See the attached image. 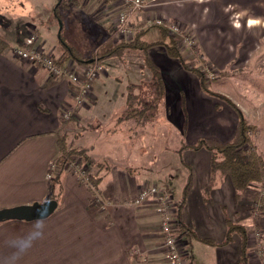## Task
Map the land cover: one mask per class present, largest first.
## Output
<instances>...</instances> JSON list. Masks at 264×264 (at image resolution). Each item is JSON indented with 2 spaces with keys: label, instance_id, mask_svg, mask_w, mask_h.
Segmentation results:
<instances>
[{
  "label": "crops",
  "instance_id": "crops-1",
  "mask_svg": "<svg viewBox=\"0 0 264 264\" xmlns=\"http://www.w3.org/2000/svg\"><path fill=\"white\" fill-rule=\"evenodd\" d=\"M24 1L26 11L22 3L18 6L20 0L16 7L8 6L9 0H0V38L6 44L0 53V210L46 201L54 178L53 174L51 180L47 179L49 166L59 154L58 131L64 132L68 149L88 150L89 161L94 165L84 166L88 175L97 173V164L106 163L110 170L100 173L97 193L100 203L95 202L86 185L71 170L61 175L57 208L42 220L44 236L21 264H167L156 202L148 200L131 206L128 201L141 188L156 185L171 190L177 205L188 171L176 151L183 142L190 145L199 138L218 143L231 141L236 131L235 113L222 101L204 94L194 75L184 71L161 47H155L147 55L134 50L114 58L115 66H109L98 76L74 117L64 122L62 111L73 105L74 87L16 58L13 49L26 47L27 39L34 34L37 41L33 46L57 60L64 52L61 36L82 60L90 59L93 48L127 40V36L116 31L121 6L119 0H63L60 4L59 0ZM41 9L52 10V15L46 25L39 26L38 20H34ZM22 12L29 13L31 20L24 24L21 21L12 38L1 35L9 19L22 17L18 16ZM153 17L190 33L194 40L193 52H184L190 60L201 55L218 72H238L250 65L253 67L256 57H260V67L264 68V0H146V6L133 13L129 20L132 34L144 28L146 20ZM52 29L56 38L51 36ZM148 35L155 38L152 42L157 41V32L150 30L145 36ZM145 58L160 71L164 84L160 101L163 112L158 109L160 121L154 129L148 122L144 138L141 135L134 143L131 135L138 123L135 119H119L126 110L129 85H133L134 98L142 85L151 87V74L142 65ZM134 61L143 74L140 83L136 81V74L131 75ZM64 66L80 72L86 65L70 60ZM234 77L232 74L227 78V83L221 80L222 84L215 80L211 90L238 105L246 119L250 117L249 112L260 115L259 108L251 109L253 98L246 90L239 92L231 86L229 81ZM225 84L227 90L222 87ZM260 104L259 100V107ZM149 114L151 117L150 111ZM168 126L180 134L178 147L172 151L167 147L157 149L156 130L160 134ZM83 134L109 142V155L99 154L95 144H77ZM71 135L74 144H71ZM254 144L259 145V151L263 146L264 154V142ZM112 153L115 163L110 157ZM210 158L205 150L182 153L183 162L192 174L180 214L183 251L190 264H235L240 257V238L234 235L230 244L223 245L227 231L224 212L234 222L235 212L240 211L238 221L247 230L252 227V218L244 213L246 201L235 203L228 177L217 174L211 182ZM208 186L210 200L204 201L202 191ZM174 195L178 196L176 200ZM260 216L264 236V213ZM33 222L0 223V258L7 252L5 237L26 232ZM263 258H257L249 246V264H260Z\"/></svg>",
  "mask_w": 264,
  "mask_h": 264
},
{
  "label": "trees",
  "instance_id": "trees-1",
  "mask_svg": "<svg viewBox=\"0 0 264 264\" xmlns=\"http://www.w3.org/2000/svg\"><path fill=\"white\" fill-rule=\"evenodd\" d=\"M60 3H64V1L59 0V4ZM153 29H156L157 31L158 39L157 41L148 43L144 40V37L150 30ZM60 42L63 46L64 52L61 57L56 60L58 65L64 66L70 60L84 65L91 63V59L82 60L73 48L63 42L61 36ZM154 47H161L165 51V54L169 58L176 60L184 71L197 78L199 87L204 94L225 103L233 110L237 117L236 131L231 141L227 143H218L211 139L199 138L196 142L190 145L183 142L180 148L176 151L181 164L188 171V175L182 189L181 199L178 202L175 211V216L180 223V229L183 230L180 222L181 209L185 203L192 179L191 168L187 166L182 159V153L186 150H205L210 153L211 182L214 181L215 175L217 174L228 177L234 190L235 203L238 205L240 202L246 201L250 204V206L247 207L246 214L254 217V220H251L253 222V226L260 229V215L264 212V194L250 191V187H253L254 185H264V158L259 154L258 146L254 144V137L258 135L259 131L257 127L250 125L247 122L238 105L233 103L226 96L211 90L210 86L212 81L206 79L202 69V64L205 62L203 56L200 55L196 60L188 59L182 48L181 40L176 35L171 33L166 27L153 26L151 28H142L135 31L132 38L128 41L121 42L114 46L103 47L100 51L99 58L100 60L120 58L124 53L131 50H138L143 55H147V51ZM5 48L6 44L0 38V53ZM144 65L151 74L150 85L154 94L152 106L156 107L164 95L163 80L158 68L147 58L144 59ZM132 88L133 85H129L126 110L124 115L119 119L121 121L124 119L136 120L145 116V109H139L133 105L134 96L132 95ZM56 136L59 154L52 161L55 166V170L51 173L52 175L54 174V178L51 182V193L47 197L46 201L57 200L58 191L61 189V175L65 171L70 170L73 165L80 164V166H94L89 161L87 149H68L66 142L67 138L64 135V132L58 131ZM95 167H97V173L94 175H88V183L85 185L87 187V191L94 197V199H98L97 193L101 181L100 173L103 171H109L110 166L104 163L97 164ZM128 172L133 173L132 170H128ZM158 187L161 191L171 194V190H168L166 187ZM210 192V186L206 187L202 191L204 201L210 200ZM256 213H258L259 216L256 217ZM224 214L226 216L225 223L227 231L223 245L230 244L233 241V236L237 235L240 238V257L235 264H249L248 253L250 236L247 228L238 221L241 212L238 210L235 212L234 222L228 217V215H226V212H224ZM204 242L210 245L213 244V242L209 240H204Z\"/></svg>",
  "mask_w": 264,
  "mask_h": 264
},
{
  "label": "built area",
  "instance_id": "built-area-1",
  "mask_svg": "<svg viewBox=\"0 0 264 264\" xmlns=\"http://www.w3.org/2000/svg\"><path fill=\"white\" fill-rule=\"evenodd\" d=\"M121 10L117 15L116 31L123 36H130L132 28L129 20L133 13L139 12L146 6V0H119ZM148 26H163L176 35L182 43V48L190 49L194 47V40L190 33L175 24H166L162 19L155 18L154 20L146 22ZM37 41L35 35H30L26 42V47H17L13 49V54L16 58L27 61L32 65L43 69L49 76L56 79H63L69 82L75 89L73 105L64 108L62 111V119L70 121L75 114V110L85 101L92 90L93 82L98 76L105 71L102 66V61L98 57H93L91 63L82 68L80 72L67 66H60L56 60L49 54L36 48L33 44ZM207 79L214 80L215 74L208 70ZM83 166L73 165L70 170L75 176L84 184L88 183V175ZM84 169V170H83ZM55 170L53 163L49 166L47 179L51 180L53 175L51 172ZM149 196L156 200V213L160 216V233L163 238L164 247L166 250L167 264H188L187 258L183 251V240L180 233V223L175 216L176 204L172 196L166 192L161 191L158 186L143 187L139 195L136 197L134 205H139L148 200ZM95 201H99L95 199ZM263 232L254 229L250 238H252V246L257 258L263 256ZM256 250V251H255Z\"/></svg>",
  "mask_w": 264,
  "mask_h": 264
},
{
  "label": "rangeland",
  "instance_id": "rangeland-1",
  "mask_svg": "<svg viewBox=\"0 0 264 264\" xmlns=\"http://www.w3.org/2000/svg\"><path fill=\"white\" fill-rule=\"evenodd\" d=\"M17 1L19 2V0H17ZM17 1L16 0H13V3H12V1L9 0L8 6L16 7L17 6V4H16ZM21 3H22V5L25 6V9L24 10L26 11L27 10L26 9L27 6L25 4V1L24 0H20V4L18 6H21ZM41 4L42 3H40L39 5H41ZM19 9H21V8H19ZM28 15H29V13L22 12V15L21 14L18 15V16H22V17H17V18H14V19H11L10 18L9 19L10 20V23L5 28L4 32H1V35H3V36L4 35L5 36H10L11 38L13 36H15L17 34L15 29L17 27H20L21 26V21L24 24L25 22H28L29 21L28 19L31 20V18ZM50 15H52V10H50L49 12H47V10L41 9L38 12V17L34 21L38 20L37 23H39L38 24L39 26H41L42 24L46 25L47 22H48V20L51 18ZM155 18L154 17L153 18H150V19L146 20V22L151 21V20H154ZM146 22L144 23V28H151V27H153V25L152 26L146 25ZM49 27H51V25H49ZM152 31L153 32H157L156 29H153ZM50 33H51V36H54L56 38L55 29L50 30ZM31 35H34V34H31ZM132 36H133V34H131L130 36H127L126 37L127 40H123L122 42L128 41L130 38H132ZM144 40L146 42H152L153 40H155V38H153L152 35H148V36H145L144 37ZM105 46H114V45L112 43V44H108V45H101V46L99 45V46L93 48L92 51H91V55H90L89 58L90 59H93V57L96 56L100 60V58H99L100 57V55H99L100 54V51ZM17 47L18 46H15L14 48H17ZM235 47L238 49V46L237 45ZM131 51H134V50H131ZM185 51L186 52H193V48L184 49V52ZM128 52H130V51H128ZM124 54L121 57H123ZM189 54H192V53H189ZM199 56L200 55H197L196 58H194V59L195 60L198 59ZM259 59H260V57H256V59L254 61V64H253V67H251L252 65H250L247 70L238 71V72H232V71H229V70L219 71L218 72V70H216L215 67H213L212 65H208L209 64L208 61H206L207 63L204 62V64H202V69H203V72H204V74H205L206 77H207V72H206L207 70L210 73L215 74V79L214 80H209V79L206 78L207 80L212 81V84H213V82L215 80L218 81L219 84L224 83L223 81H225L227 83L226 79L229 78L232 74H234L235 77L232 80L230 79V81H229V82H231V86L235 90L238 89L239 92H245V90H246L247 95L250 98H253V100L251 102V109H253L255 111V110H257L259 108L258 113H260V115L259 114L256 115L255 112H253L252 114H250V112H249L248 115L250 117H248V119H246V120H248L247 122L250 125H253V126H255V127L258 128L259 137H256L255 143L264 142V68H261L260 67V64H259V61H258ZM100 61H102V66L106 70L109 68V66L110 67L115 66V62H116L114 58H109V59L100 60ZM142 65L144 66V63ZM132 68H133V70H132L131 75L136 74L135 75V77L137 79L136 81H138L137 83H140L141 80H142L143 74L139 73L140 72V69H139L138 63L135 62V61L132 62ZM137 77H139V78H137ZM221 80H223V81H221ZM226 85L227 84H225V85L222 86L225 90H227V86ZM253 93H255L256 95H252ZM149 95H151L150 97H154L152 88L149 87V85L147 84V85H142V87H141L140 92L138 93V95H135L137 97L134 98V104H133L134 107H138L139 109H142L143 108V109L146 110L145 111L146 115L144 117L136 119L135 122L138 123V125L135 124V128H134L135 131H133V132L131 131L133 133L131 135V137L135 139V140H133V141H135L134 143H136V141H137V139H138L139 136L142 135V137L144 138V136H145L144 133H145L147 127H148L147 126L148 122L152 123L153 129H154V127L156 125V122L160 121V119H159V116H160L159 113H160V111L159 110H161V112H163V106L161 105V103H158L157 106L155 105L156 107L152 106L153 105L152 102H153V99L154 98H148ZM259 100L261 102L260 107H259ZM149 111L152 114L151 117H150ZM243 114H244V112H243ZM162 120L164 121V118ZM167 128L168 129L162 130V132H160V134H159V131L156 130L157 131L156 134L157 133L158 134L155 136L154 145L157 147V149L158 148H162L163 149V147H167V149L169 151H172L173 149H176L178 147V143H179L181 137H180L179 132L176 131L175 128H172V127H169V126ZM85 130H87V129L85 128L84 131ZM103 140H104V138H102V137L95 138V136L93 137L92 135L89 136V135L83 134V139L82 140H79V142L77 144H84V145H85V143H86V145H88V144L89 145L90 144H93L94 145L95 144V145L98 146V150L97 151L99 152V154H101V155H106V154L109 155V152H110L109 142L104 143ZM74 143H76V142H75L73 136L71 135V144H74ZM257 146H259V145H257ZM258 149H259V147H258ZM157 152H158V150H157ZM262 152H263V146L261 147V149L259 151V154L264 157V154H262ZM110 157H111L112 161L115 159L113 153H112V155H110ZM115 162H116V159L114 160L113 163H115ZM77 165L80 166V164H77ZM82 168H84V166ZM155 171L158 172V173L160 172L158 168H156ZM153 186H156V185H151L150 187H153ZM142 189L143 188H141L138 191V193L132 199H130L128 201V204L129 205H131V206H139V205H141V204L134 205V203H135V200L137 199L136 197L139 195V193H140V191ZM250 191H255V192H258L260 194H264V185H260V184L259 185H254L253 187H250ZM177 198H178V196L174 195V199L176 200ZM148 200H154V198L151 197V196H149ZM148 200H146V201H148ZM154 201L156 202V200H154ZM95 202L96 203H100V201H95ZM249 206H250V204L247 203V207H249ZM238 209H239V207H238ZM244 213H247V210H244ZM248 216L251 217L252 220H254V217L253 216H250V215H248ZM255 216L257 217V216H259V214L256 213ZM260 218H261V216H260ZM251 223H252V227L248 228L249 236L252 235L254 229H256L257 231L260 230L258 227H254L253 226V222L252 221H251ZM261 226H262V224H261ZM249 242H250L249 245H251V249H253V246H252L253 240L250 237H249ZM262 245L264 247V236H263ZM263 256L261 258H263ZM260 264H264V258H263V260L261 261Z\"/></svg>",
  "mask_w": 264,
  "mask_h": 264
},
{
  "label": "clouds",
  "instance_id": "clouds-1",
  "mask_svg": "<svg viewBox=\"0 0 264 264\" xmlns=\"http://www.w3.org/2000/svg\"><path fill=\"white\" fill-rule=\"evenodd\" d=\"M45 224L42 220L32 223L28 230L22 234H9L5 237L7 249L0 264H21L24 256L33 248L35 243L44 236Z\"/></svg>",
  "mask_w": 264,
  "mask_h": 264
},
{
  "label": "water",
  "instance_id": "water-1",
  "mask_svg": "<svg viewBox=\"0 0 264 264\" xmlns=\"http://www.w3.org/2000/svg\"><path fill=\"white\" fill-rule=\"evenodd\" d=\"M57 208L55 200L34 203L28 206L0 210V223L7 221L32 222L48 218Z\"/></svg>",
  "mask_w": 264,
  "mask_h": 264
}]
</instances>
